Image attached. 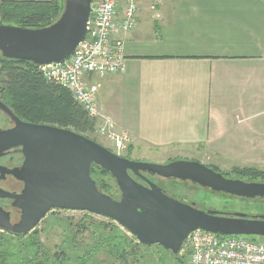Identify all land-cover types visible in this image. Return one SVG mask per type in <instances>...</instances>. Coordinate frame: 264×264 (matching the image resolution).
Here are the masks:
<instances>
[{"label": "crops", "instance_id": "crops-1", "mask_svg": "<svg viewBox=\"0 0 264 264\" xmlns=\"http://www.w3.org/2000/svg\"><path fill=\"white\" fill-rule=\"evenodd\" d=\"M152 2L114 36L125 69L87 77L131 156L185 150L215 168L264 167V0Z\"/></svg>", "mask_w": 264, "mask_h": 264}, {"label": "water", "instance_id": "water-1", "mask_svg": "<svg viewBox=\"0 0 264 264\" xmlns=\"http://www.w3.org/2000/svg\"><path fill=\"white\" fill-rule=\"evenodd\" d=\"M91 3L92 0H64L60 17L42 28L0 24V53L39 66L66 61L86 37ZM0 109L15 121L13 128L0 130V156L19 145L25 155L22 167L10 170L24 182L22 193L15 195L0 189V198L13 199L12 205L20 210L21 218L13 223L10 212L0 207V230L26 234L50 211L63 209L112 219L141 244L159 245L175 255L196 229L264 238V214L203 210L196 202L168 194L150 177L190 181L215 192L248 199L264 198V181L227 177L197 160H133L71 129L26 122L1 100ZM94 165L115 179L120 198L99 189L91 174Z\"/></svg>", "mask_w": 264, "mask_h": 264}, {"label": "trees", "instance_id": "trees-1", "mask_svg": "<svg viewBox=\"0 0 264 264\" xmlns=\"http://www.w3.org/2000/svg\"><path fill=\"white\" fill-rule=\"evenodd\" d=\"M63 9L64 0H0V24L31 29L42 28L55 22L62 14ZM3 74L2 80L0 79V97L22 120L68 128L97 141L91 137V134L96 131V122L75 100L70 90L45 79L39 65L33 62L9 59L0 53V78ZM130 152L131 147H129V155L126 157H130ZM214 169L218 171L217 168L214 167ZM232 173L238 176L235 178H247L244 180L248 181H264V169L255 166L234 167ZM91 174L100 190L116 199L120 198L121 191L110 173L94 165ZM109 178L112 180L111 183L108 180ZM110 226L103 224L102 228L107 229ZM117 229L115 226V235L103 232L102 235L97 236L98 242L84 252L79 250L78 243L74 244L71 241L69 246L63 247L61 245L55 253L50 255L49 251L41 252L37 247L39 246L37 239L33 238L30 243L34 249L27 250L28 253L22 257L21 262L24 264H71V261L76 260L80 264H96L94 258H97L99 251H104V248L110 247L115 238L117 240H115V244L109 251H115L117 258H120L123 264H141V262H128V259L125 258L127 254L124 252L125 248H121L122 236L118 235ZM10 233L17 236L24 235ZM136 243L143 249L158 247L167 256L169 254V258L167 256L163 257L162 254L160 261H158L159 264L171 262L172 260L179 263H185L186 261L184 256L175 255L171 251L168 252L159 245L146 246L139 241ZM100 244L102 246H99ZM1 245L4 246V244ZM11 259L12 252L9 249L0 247V264H11Z\"/></svg>", "mask_w": 264, "mask_h": 264}, {"label": "built area", "instance_id": "built-area-1", "mask_svg": "<svg viewBox=\"0 0 264 264\" xmlns=\"http://www.w3.org/2000/svg\"><path fill=\"white\" fill-rule=\"evenodd\" d=\"M121 1L123 8L119 10ZM140 3L141 0H92L87 34L76 51L62 63L40 66L45 79L70 90L96 122V132L106 137L120 155L129 148L131 137L118 132L112 118L102 112L97 87L90 85L87 77H106L125 69L124 42L114 36L137 26ZM161 4L162 0H153L151 9L158 11ZM180 253L187 257V264H264V241L196 229L188 235Z\"/></svg>", "mask_w": 264, "mask_h": 264}, {"label": "rangeland", "instance_id": "rangeland-1", "mask_svg": "<svg viewBox=\"0 0 264 264\" xmlns=\"http://www.w3.org/2000/svg\"><path fill=\"white\" fill-rule=\"evenodd\" d=\"M110 117V116H109ZM4 125H12V121L8 118ZM91 137L95 138L99 143L107 146L115 152V148L108 139L102 135H99L96 131L91 134ZM129 149V148H128ZM128 149L124 151L123 156H128ZM151 151V150H150ZM135 155H130L129 158L137 161L152 162V163H167L174 159H190L202 161L200 157H193L190 152L185 150H160L152 153L138 152ZM204 163V162H203ZM205 164V163H204ZM214 168L215 166L207 164ZM238 167V166H237ZM234 168V167H233ZM227 170L217 168L218 171L226 173L227 177H238L232 173V169ZM264 169V167H260ZM96 177V176H95ZM157 178H151L154 182L159 184L168 194L182 199L185 202H196L200 209L207 211H218L223 213H246L251 216H257L264 214V198L263 199H248L244 197H236L231 195H225L219 192L212 191L208 188H203L192 184L189 181H181L178 179H165L156 176ZM247 179V178H241ZM110 183L112 180L109 178ZM115 180V179H114ZM248 181V180H245ZM115 186V183H114ZM121 195V192H120ZM18 219V216L14 217V221ZM103 224L111 225L109 228H102ZM115 226L118 235H121V248H125L128 262H141V264H159L161 255L166 257L167 254L161 251L158 247L153 249H143L139 247L138 239L129 232L126 228L120 225L118 222L97 215L87 211L77 210H63L55 209L50 211L30 232L17 236L10 232L0 230V247L3 249H9L12 252L11 264H24L21 262L23 256H26L28 251L32 250L30 241L36 238L39 246H37L41 252L49 251L52 255L55 253L61 245L69 246L72 241L74 244H79V250L84 252L86 249L91 248L93 244L98 242L99 235L103 232L115 235ZM96 231V232H94ZM100 233V234H99ZM254 237V236H252ZM258 240L264 241L263 237L255 236ZM115 239L110 247L104 248V251H99V255L96 260V264H123L120 258H117L115 251H109V249L115 244ZM1 244H4L1 245ZM99 246H102L100 244ZM76 248V247H75ZM71 250V246H70ZM169 252V251H168ZM75 254V253H74ZM183 256L181 253L177 254ZM169 258V254L167 256ZM185 263H179L176 260L166 262L168 264H187V257H185ZM71 264H80L78 261L73 260ZM157 262V263H154Z\"/></svg>", "mask_w": 264, "mask_h": 264}, {"label": "flooded vegetation", "instance_id": "flooded-vegetation-1", "mask_svg": "<svg viewBox=\"0 0 264 264\" xmlns=\"http://www.w3.org/2000/svg\"><path fill=\"white\" fill-rule=\"evenodd\" d=\"M3 76L4 74L0 78L1 80ZM0 100L4 102L1 97ZM8 118L12 121V125L10 126L4 125L5 121ZM14 126H15V121L5 111L0 109V130L3 131L8 130L10 128H13ZM24 161H25V155L23 153V146L21 145L12 147L11 149L5 151L2 156H0V189L6 190L15 195L22 193L24 189V182L21 179L15 177L12 173H10V170H14L15 168H21ZM151 178H157V177L155 176ZM219 193L229 195L223 192H219ZM13 201H14L13 199L0 198V207H3L5 210L10 212L11 221L15 223L20 220L21 212L18 208L13 207L12 205ZM15 216H18V219L16 221H14Z\"/></svg>", "mask_w": 264, "mask_h": 264}]
</instances>
